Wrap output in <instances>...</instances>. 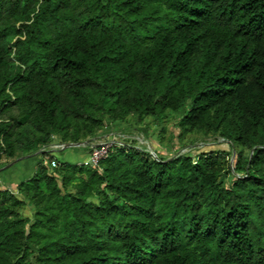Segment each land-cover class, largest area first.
Instances as JSON below:
<instances>
[{
  "label": "trees",
  "instance_id": "1",
  "mask_svg": "<svg viewBox=\"0 0 264 264\" xmlns=\"http://www.w3.org/2000/svg\"><path fill=\"white\" fill-rule=\"evenodd\" d=\"M168 111L239 175L221 149L38 151L0 187V264H264V0H0V158Z\"/></svg>",
  "mask_w": 264,
  "mask_h": 264
},
{
  "label": "rangeland",
  "instance_id": "2",
  "mask_svg": "<svg viewBox=\"0 0 264 264\" xmlns=\"http://www.w3.org/2000/svg\"><path fill=\"white\" fill-rule=\"evenodd\" d=\"M178 118L179 113L171 111L166 112L163 116H146L140 122H137L135 117L129 116L124 121L114 124H105L84 141L90 145L98 143L110 144L112 141L119 140V136H124L123 142L138 148H143L150 153H152V151L155 153V149L162 157H165V159L172 158L184 152L191 156H195L201 151L221 149L227 151L222 158V160H225V169L220 175L221 183L226 184L231 180L233 175H239V172L237 173V171H235V153L239 151L238 147H230L215 133L204 135L198 131L186 132L179 128ZM29 135H32V131L29 132ZM54 139H57V137H54ZM84 149L85 148L81 147H69L60 150L58 153L61 154V156H65L68 161H78L79 153L84 154V152H86ZM38 151L37 149L28 150L22 145L18 147L16 155L13 158L2 155L0 158V171L3 168L16 167V165H20L21 162H26L25 168H27V172H29V170H34V161L39 160L37 156ZM72 153L75 154L72 156ZM248 153L249 152L246 150L243 151V156ZM5 186L7 185L0 179V187L4 188ZM32 210L33 206L27 204V206L22 209L21 214L23 216H30Z\"/></svg>",
  "mask_w": 264,
  "mask_h": 264
},
{
  "label": "built area",
  "instance_id": "3",
  "mask_svg": "<svg viewBox=\"0 0 264 264\" xmlns=\"http://www.w3.org/2000/svg\"><path fill=\"white\" fill-rule=\"evenodd\" d=\"M120 139L116 140V141H112V143H117V144H124V142L122 141V139L124 138L119 136ZM68 142H61L57 139H54L52 142H50L49 144L41 147V149L39 150L40 152H44L47 151L50 153V155H55L56 153H58L60 150H64L66 148H69V146H67ZM112 143H98V144H93L91 145V151L87 154V156L81 161L82 163H90L92 165H96L97 161L101 158L104 157L107 153V150L110 148ZM87 143L85 141L80 142L79 145H75V146H70V147H83L85 146ZM152 155L155 156V153L152 151L151 153ZM45 160L48 159V155H46ZM50 164L52 166L56 165V160L55 159H51Z\"/></svg>",
  "mask_w": 264,
  "mask_h": 264
},
{
  "label": "crops",
  "instance_id": "4",
  "mask_svg": "<svg viewBox=\"0 0 264 264\" xmlns=\"http://www.w3.org/2000/svg\"><path fill=\"white\" fill-rule=\"evenodd\" d=\"M75 153H72V156ZM64 159L65 156H63ZM80 159V158H79ZM37 161H34V163L36 164ZM25 163L26 162H21L20 165H16V167H8V168H3L0 171V179L7 185V186H15L20 180L29 177L33 170H29V172H27V168H25ZM34 167V166H33Z\"/></svg>",
  "mask_w": 264,
  "mask_h": 264
},
{
  "label": "water",
  "instance_id": "5",
  "mask_svg": "<svg viewBox=\"0 0 264 264\" xmlns=\"http://www.w3.org/2000/svg\"><path fill=\"white\" fill-rule=\"evenodd\" d=\"M80 142H83V141H79V142H68L67 143V146H75V145H79Z\"/></svg>",
  "mask_w": 264,
  "mask_h": 264
}]
</instances>
